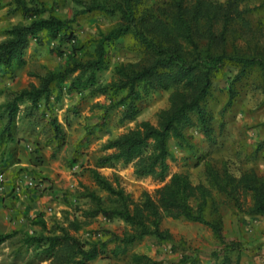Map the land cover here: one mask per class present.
Masks as SVG:
<instances>
[{
	"label": "rangeland",
	"instance_id": "obj_1",
	"mask_svg": "<svg viewBox=\"0 0 264 264\" xmlns=\"http://www.w3.org/2000/svg\"><path fill=\"white\" fill-rule=\"evenodd\" d=\"M176 1L179 0H143V8L151 9L155 15L171 17ZM181 1L190 11L202 5L216 6L228 12L230 0ZM10 2L4 0L6 5L0 9V41L6 39L7 31L13 25L24 22ZM38 2L47 7L58 3L56 14L63 18H72L81 8L73 0ZM262 2H241L238 10L242 15L231 17L226 38L217 37L213 49L219 51L224 47L246 56L264 57ZM119 22V16L98 11L80 15L73 29L84 49L76 56L83 62L88 61L94 53L99 32L107 31ZM203 24V19L197 23V35L206 47L209 42L205 39ZM222 25L223 21L217 25L218 31ZM58 44L59 40L41 33L38 40L32 38L22 68L13 74L0 69V106L8 100L11 92L21 91L32 84L38 86L40 77L68 65L71 46L65 43L60 54L54 51ZM150 60L135 39L131 36L122 38L109 47L108 69L98 73L99 84L106 86L119 82L121 77L116 69L122 64L144 66ZM237 73L238 69L227 66L223 75L214 81L212 96L207 103L214 118L213 141L206 139L197 125L185 129L193 148L171 139L169 172L165 181L153 176H137L132 164L122 162L114 168H100L99 172L114 184L118 182L136 203L142 202L146 195L157 201L158 190L169 183L174 174H188L195 185L209 187L208 164L219 170L226 165L229 173L237 178L250 170L264 176V79L258 68L253 69L249 77L236 84L238 95L234 104L228 107L229 83ZM68 88L69 83H64L62 89L54 87L50 100L47 103L43 100L34 115L30 114V104H23L18 116L17 141L0 146V233L23 230L52 235L59 234V228H66L70 234L87 241L95 237V232L104 235V240L110 237V233L123 236L131 232L130 226L122 220L110 221L102 215L91 217L88 214L95 207L90 197H86L88 194L94 192L105 199L107 197V192L96 185L90 170L96 168L101 156L114 151L104 149L109 140L136 129L142 122L157 126L161 112L171 107V92L140 89L141 97L136 102L138 113L128 119L124 115L125 107L119 103L127 94L125 90L91 95L88 91L80 94ZM59 93H62L60 98ZM53 118L58 119L64 130L62 144L53 141ZM216 191L226 243L237 244V250L231 253L232 264L237 260L238 264H264V216L246 214L245 209L251 204L248 194L241 193L242 207L238 209L225 194ZM41 220L46 223V231L39 224ZM162 227L172 234L171 242L145 237L130 245L127 254L119 256L112 252L116 243H111L103 254L88 264H133L136 254L148 255L160 264H215L214 254L222 252L221 242L209 226L184 218L165 217ZM32 250L18 249L7 242L0 247V264H49L39 262Z\"/></svg>",
	"mask_w": 264,
	"mask_h": 264
},
{
	"label": "trees",
	"instance_id": "obj_2",
	"mask_svg": "<svg viewBox=\"0 0 264 264\" xmlns=\"http://www.w3.org/2000/svg\"><path fill=\"white\" fill-rule=\"evenodd\" d=\"M0 0V9L6 4ZM79 7L72 18H63L56 14L59 4L47 7L38 0H11L14 11L23 21L13 25L7 31L6 39L0 41V69L13 74L26 64V50L32 38L38 40L39 34L46 33L53 40H59L54 51L62 54L61 47L67 43L72 52L69 63L58 71H50L40 77L39 85H30L21 91L11 92L8 100L0 106V146L17 141V123L21 106L30 104V114L38 111L41 102L46 103L52 96L54 87L61 88L69 83L68 90L91 95L127 92L119 103L125 107V118H134L138 113L136 102L141 97L140 89L150 91L163 89L170 91L171 107L162 111L157 126L142 122L136 129L109 140L105 150H114L101 156L96 168L90 170L96 185L107 192L106 199L92 192L90 197L95 207L88 212L91 217L99 215L107 220L119 219L130 226L131 232L123 236L110 233L104 235L95 232V237L83 241L70 234L66 228H59V234H33L23 230L0 233V247L11 243L15 248H32L39 262L49 264H88L104 253L107 245L116 243L112 251L115 256L125 255L128 247L145 237H154L159 241L171 242L172 234L162 227L165 217L184 218L209 226L221 242V250L214 254L215 264H232L231 253L237 250L234 242L226 243L223 225L218 210L214 191L223 193L241 209V193L248 194L250 206L245 211L248 215L264 216V176L254 170L246 171L240 177L229 173L228 167L219 170L212 164L206 167L209 187L195 185L188 174H174L163 188L158 190V199L150 196L136 203L125 193L118 182H112L103 176L100 168H114L117 163L132 164L137 176H153L165 181L169 172L168 159L171 156L169 143L176 139L184 147L193 148L190 137L185 132L189 126L197 125L205 138L214 139L213 115L208 110V99L212 96L214 81L223 75L227 66L238 69V73L229 83L227 106L231 107L237 91L236 84L249 77L252 70L258 68L264 79V57L246 56L231 52L224 47L213 49L217 37L226 38L231 17H240L238 5L245 0H230L227 11L213 7H195L194 11L184 5V1L174 3V14L162 17L153 14L151 9L143 8V0H73ZM264 6V0L262 2ZM101 12L109 16H119L120 22L107 31H100L94 42L91 58L83 62L76 54L84 49L73 26L80 15ZM203 19L205 39L204 47L198 37L197 23ZM223 21L222 29L217 25ZM131 36L147 52L150 61L144 66L122 64L116 72L119 82L102 86L98 73L108 69L109 47L118 40ZM139 66V68H138ZM113 92V93H114ZM62 96L59 93L58 98ZM28 108L25 109L27 111ZM53 141L62 144L64 130L57 118L52 119ZM247 198H244L246 202ZM105 200L109 203L106 204ZM212 217V219H210ZM46 231V223L39 221ZM53 233V232H51ZM92 238L94 240H92ZM222 256V258H218ZM133 264H160L148 255H134ZM238 264V260L236 262Z\"/></svg>",
	"mask_w": 264,
	"mask_h": 264
}]
</instances>
